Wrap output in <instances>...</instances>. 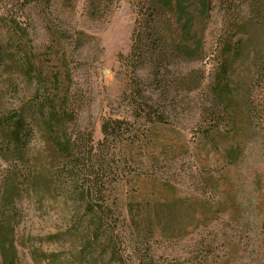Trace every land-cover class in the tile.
I'll use <instances>...</instances> for the list:
<instances>
[{"label":"trees","instance_id":"obj_1","mask_svg":"<svg viewBox=\"0 0 264 264\" xmlns=\"http://www.w3.org/2000/svg\"><path fill=\"white\" fill-rule=\"evenodd\" d=\"M76 1L62 3L73 7ZM114 1L83 0V6L96 18L110 11ZM52 3L0 0V33L5 34L0 35V154L9 161L14 175L20 173L28 184L34 183L37 172L31 147L37 138H43L51 172L47 182L38 185L49 189L59 204L55 211L60 224L40 244L45 242L47 250L39 247L34 254L45 264H185L152 255L155 237L171 242L184 234L181 204L166 200L120 203L117 188L127 179L128 163L137 164L126 149L149 153L154 127L170 124L180 94H193L204 87L200 113L207 115L209 124L198 128V142L209 143L220 152L225 162L220 176L226 186V167L233 166L243 151L241 132L251 133L253 121L264 123V105L258 107L257 101V88L264 80V0L140 1L126 57L135 81L121 94L129 111L124 116L102 117L98 141L91 129L78 127L79 104L60 52L66 43L65 32L52 18ZM31 10L42 13L44 28L52 38L43 52L34 45ZM217 10L225 21L215 48L214 70L205 85L204 71L190 68L180 72L176 65L202 59L204 32ZM246 61L247 79L236 81L234 64ZM9 96L13 101L6 104L3 99ZM23 168H27L24 175ZM151 168L146 172H153ZM263 179L256 174L252 183V189L259 192L256 210L262 230ZM211 184L215 194L223 187L217 180ZM5 209L0 208V264H15L11 211ZM215 242L206 240L209 248L205 247L200 262L228 264V256L214 257L211 247ZM32 258L38 261L34 255Z\"/></svg>","mask_w":264,"mask_h":264},{"label":"rangeland","instance_id":"obj_2","mask_svg":"<svg viewBox=\"0 0 264 264\" xmlns=\"http://www.w3.org/2000/svg\"><path fill=\"white\" fill-rule=\"evenodd\" d=\"M140 1L115 0L110 11L96 18L86 13L83 0H77L73 7L62 0L52 3V18L65 32L66 43L60 52L70 70V87L79 104L78 127L91 129L94 141L101 138L102 117L108 114L124 116L129 111L121 94L135 81L136 75L126 66V57L132 45ZM37 11L30 12L35 27L34 45L43 52L51 46L52 38L44 28L42 13ZM223 17L219 10L211 15L203 36L202 59L178 61L176 65L180 72L190 68L204 71L205 85L214 70ZM233 71L236 81L244 82L248 76L247 61L234 64ZM263 86L264 80L257 88L260 93L258 107L264 105ZM203 89L193 94H180L170 124L154 127V144L149 153L140 155L138 149H126L137 164L128 163V176L117 188V196L124 206L161 200L182 205L184 211L179 218L184 220V234L171 242L155 237L152 255L158 260L203 264L201 256L205 247L209 248L206 240L212 239L216 241L211 247L216 253L214 257L224 259L228 256V264H264V230L258 226L261 216L256 210L260 197L259 192L252 189L256 174L264 178V123L253 121L251 133L241 132L243 151L233 166L226 167L229 179L224 187L220 173L225 162L220 152L212 150L209 143L198 142V128L209 124L207 115L200 113ZM3 100L6 104L13 101L10 96ZM31 148L37 172V180L31 184L20 173L14 175L9 161L0 154V208L11 211L17 249L15 264H45L33 251L60 224L55 211L58 200L55 202L49 189L38 185V182H47L51 172L43 138H37ZM148 167H152L153 172H146ZM26 170L22 169L23 175ZM215 180L223 186L219 187L218 194L211 184ZM222 209L227 213L220 214ZM228 213L234 215L228 217ZM229 243L233 246H228ZM40 248L47 250L45 242Z\"/></svg>","mask_w":264,"mask_h":264}]
</instances>
